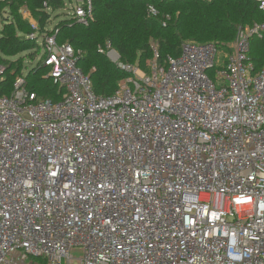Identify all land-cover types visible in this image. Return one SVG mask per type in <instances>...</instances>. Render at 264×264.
Returning <instances> with one entry per match:
<instances>
[{"label": "built area", "instance_id": "2783aa9c", "mask_svg": "<svg viewBox=\"0 0 264 264\" xmlns=\"http://www.w3.org/2000/svg\"><path fill=\"white\" fill-rule=\"evenodd\" d=\"M69 10L92 20L91 0ZM22 12L62 97L24 75L0 95V264H264V66L249 59L264 20L230 51L186 41L145 68L106 43L130 75L99 96L78 52Z\"/></svg>", "mask_w": 264, "mask_h": 264}, {"label": "trees", "instance_id": "16d2710c", "mask_svg": "<svg viewBox=\"0 0 264 264\" xmlns=\"http://www.w3.org/2000/svg\"><path fill=\"white\" fill-rule=\"evenodd\" d=\"M16 3L27 4L40 31L65 7L64 0H0V19L7 9L12 16L0 22V65L5 68L0 95L9 94L15 78L24 75L29 91L57 102L62 91L44 77L42 62L38 59L33 66L26 62L33 61L40 48L36 39L29 38V22ZM150 3L158 9L155 17L147 13ZM91 8L92 20L87 25L76 22L68 12L53 31L58 43L69 44L78 52L77 66L90 76L99 96L112 94L130 75L106 56V43L117 51L122 63L144 67V60L151 59L154 50L160 63L178 57L186 41L213 43L223 52L230 51L239 29L264 20V12L252 0H91ZM249 59L255 70L264 66V33L250 39Z\"/></svg>", "mask_w": 264, "mask_h": 264}, {"label": "rangeland", "instance_id": "374dc122", "mask_svg": "<svg viewBox=\"0 0 264 264\" xmlns=\"http://www.w3.org/2000/svg\"><path fill=\"white\" fill-rule=\"evenodd\" d=\"M80 2V0H64V10H58V11H56L55 12V14H54V17H52V19H51V21H49L48 22V24L46 25V27H47V29H51V28H53L54 27V25L59 21V20H61V19H63L64 18V16L65 15H67V14H65V13H68L70 10H69V8L71 7V6H75L77 3H79ZM26 4V3H25ZM24 3H19V4H15V7H17L16 9H18V11H19V13H20V15L23 17V18H25L24 17V14H23V12H22V10L23 9H26L27 11H28V13L30 14V11H29V9H28V7H27V4L25 5ZM68 8V9H67ZM7 9V8H6ZM64 11V12H63ZM66 11V12H65ZM10 11L7 9L6 11H4V13H3V16H1V19H0V22H2V20H5V21H9V17H12L10 14ZM57 13H58V15H57ZM65 14V15H64ZM31 15V14H30ZM56 15V16H55ZM38 58H39V56L37 55L35 58H34V60L33 61H29L28 59L26 60V62L27 63H29V65L30 66H33V65H35L36 63H37V61H38ZM149 60L150 59H148V60H144V67H141V68H145L146 67V65H147V63L149 62ZM146 61V62H145ZM133 64H135L134 62H132Z\"/></svg>", "mask_w": 264, "mask_h": 264}]
</instances>
